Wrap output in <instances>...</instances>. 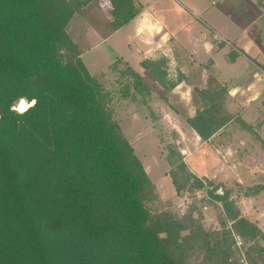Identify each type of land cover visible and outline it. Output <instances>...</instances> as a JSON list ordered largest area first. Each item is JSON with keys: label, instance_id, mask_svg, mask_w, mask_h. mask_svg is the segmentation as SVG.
<instances>
[{"label": "trees", "instance_id": "obj_1", "mask_svg": "<svg viewBox=\"0 0 264 264\" xmlns=\"http://www.w3.org/2000/svg\"><path fill=\"white\" fill-rule=\"evenodd\" d=\"M121 1L111 0L116 30L137 15ZM68 8L0 0V264H186L200 250L211 264H235L206 232L183 236L180 221L150 211L141 161L83 63L60 54ZM20 97L37 101L23 116L11 110ZM190 124L203 139L212 131ZM237 226L260 233L245 219Z\"/></svg>", "mask_w": 264, "mask_h": 264}, {"label": "rangeland", "instance_id": "obj_2", "mask_svg": "<svg viewBox=\"0 0 264 264\" xmlns=\"http://www.w3.org/2000/svg\"><path fill=\"white\" fill-rule=\"evenodd\" d=\"M58 1L75 11L66 25L67 45L60 54L65 63H83L96 83L100 104L141 161L155 194L148 203L152 214L180 221L187 230L183 236L196 229L206 232L211 244L219 242L223 250H230V261L235 264H264V191L203 171L202 142L186 119L188 113L171 94L182 79L181 72L170 66L169 59L145 60L140 68L120 35L111 42H118L121 55L107 43L95 41L122 22L111 0ZM120 5L127 11L125 16L142 15L139 0H122ZM172 105L179 111L172 112ZM197 115L200 128L207 132L214 128L202 111ZM240 219L255 225L260 233L252 236L247 229H239ZM240 230L248 235H241ZM186 264H211V260L200 250Z\"/></svg>", "mask_w": 264, "mask_h": 264}, {"label": "crops", "instance_id": "obj_3", "mask_svg": "<svg viewBox=\"0 0 264 264\" xmlns=\"http://www.w3.org/2000/svg\"><path fill=\"white\" fill-rule=\"evenodd\" d=\"M139 1L141 16L95 41L121 55L120 35L139 66L169 59L182 75L172 98L187 120L202 111L215 128L207 139L192 128L203 171L263 192L264 0Z\"/></svg>", "mask_w": 264, "mask_h": 264}, {"label": "clouds", "instance_id": "obj_4", "mask_svg": "<svg viewBox=\"0 0 264 264\" xmlns=\"http://www.w3.org/2000/svg\"><path fill=\"white\" fill-rule=\"evenodd\" d=\"M37 101L35 98L29 101L26 97H20L17 104L13 105L11 110L23 116L29 109L35 107Z\"/></svg>", "mask_w": 264, "mask_h": 264}]
</instances>
